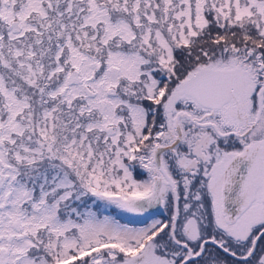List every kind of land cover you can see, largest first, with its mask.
I'll return each instance as SVG.
<instances>
[{"label": "rangeland", "instance_id": "1", "mask_svg": "<svg viewBox=\"0 0 264 264\" xmlns=\"http://www.w3.org/2000/svg\"><path fill=\"white\" fill-rule=\"evenodd\" d=\"M233 23L264 32V0H0V264L59 240L69 197L82 203V250L124 249L117 201L142 188L130 160L144 165L146 107L201 66L264 75V46L261 57L215 48L228 37L210 27Z\"/></svg>", "mask_w": 264, "mask_h": 264}, {"label": "flooded vegetation", "instance_id": "2", "mask_svg": "<svg viewBox=\"0 0 264 264\" xmlns=\"http://www.w3.org/2000/svg\"><path fill=\"white\" fill-rule=\"evenodd\" d=\"M237 66L223 83L228 96L218 106L201 105L191 93L178 92L186 75L173 84V79L167 82L159 105L146 107L152 119L145 132L144 165L130 160V174L142 188L137 186L139 193L130 198L150 193L154 179H159V201L154 206L147 200L142 211L122 207L130 217L127 224L121 221L129 231L122 251L103 249L98 255L82 250V203L71 207L69 197L72 212L67 208L64 213L68 222L62 230L55 227L59 240L53 234L37 238L32 262L21 261L264 264V90L258 95L264 75ZM169 71L165 68L162 73L167 76ZM156 146H162L159 163ZM140 175L143 180L137 183ZM60 217L56 221L62 222ZM73 225L83 234L75 228L72 234ZM17 248H23L22 239Z\"/></svg>", "mask_w": 264, "mask_h": 264}, {"label": "water", "instance_id": "3", "mask_svg": "<svg viewBox=\"0 0 264 264\" xmlns=\"http://www.w3.org/2000/svg\"><path fill=\"white\" fill-rule=\"evenodd\" d=\"M14 29H18V25H14ZM235 67H218V66H201L191 72L181 82L179 91L190 92L195 96L198 102L206 106H218L228 96L223 88V83L227 80L229 73ZM264 89V84L259 88L258 93ZM214 99V101H212ZM261 107V104H260ZM162 147L158 146L154 149V157L159 163L157 155ZM161 188V180H154L152 190L147 195H142L134 199H122L118 203L128 209H133L134 206L139 207L142 211L143 204L151 199L154 206L159 201V192Z\"/></svg>", "mask_w": 264, "mask_h": 264}, {"label": "trees", "instance_id": "4", "mask_svg": "<svg viewBox=\"0 0 264 264\" xmlns=\"http://www.w3.org/2000/svg\"><path fill=\"white\" fill-rule=\"evenodd\" d=\"M230 6H233V4ZM235 23H241V22L237 21ZM235 23H233L227 29L226 27L222 28L220 25L210 27V29L216 32L219 31L222 34H226L228 37V40H224L223 43L215 46V48H220L222 50L230 49L231 53H236L237 55H241V56L261 57V55L259 54H260V48L264 46V32H256L249 28H247L244 32H241L238 30ZM237 34H241V38L239 39V41H237L238 39ZM255 50H257L259 54L257 52H254Z\"/></svg>", "mask_w": 264, "mask_h": 264}]
</instances>
